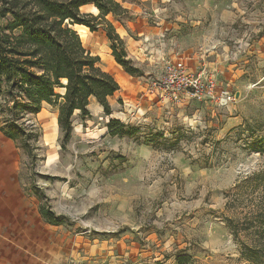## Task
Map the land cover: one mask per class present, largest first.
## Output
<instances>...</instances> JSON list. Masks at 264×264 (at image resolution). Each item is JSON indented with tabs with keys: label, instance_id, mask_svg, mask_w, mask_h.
Instances as JSON below:
<instances>
[{
	"label": "rangeland",
	"instance_id": "obj_1",
	"mask_svg": "<svg viewBox=\"0 0 264 264\" xmlns=\"http://www.w3.org/2000/svg\"><path fill=\"white\" fill-rule=\"evenodd\" d=\"M166 1L137 4L148 13L172 11L165 42L174 41L176 57L218 52V89L230 91L232 102L173 107L145 97L141 77L153 73L145 60L124 87L129 95L110 99V115L72 117L64 148L55 107L43 103L27 114L40 137L33 159L13 142L31 214L12 227V264H90V245L116 264H257L253 255L264 257V0ZM83 45L104 62L111 55L105 32ZM111 119L137 131L110 136ZM156 133L166 142L151 145ZM41 208L61 223H46Z\"/></svg>",
	"mask_w": 264,
	"mask_h": 264
},
{
	"label": "trees",
	"instance_id": "obj_2",
	"mask_svg": "<svg viewBox=\"0 0 264 264\" xmlns=\"http://www.w3.org/2000/svg\"><path fill=\"white\" fill-rule=\"evenodd\" d=\"M84 6L95 7L97 13L81 12ZM107 16L120 22L129 11L115 0H0V132L19 142L30 159L40 131L26 115L37 114L43 103L57 109L62 148L71 138L73 113L89 116L90 98L105 115L111 114L108 98L119 85L99 67V58L83 47L75 25L105 32L116 64L129 76L140 75ZM107 129L110 136H133L137 131L125 129L116 119L108 122ZM160 140L166 142L163 134L156 133L148 141L157 146ZM39 215L48 224L61 223L49 210L41 208ZM253 259L264 264V257L253 255Z\"/></svg>",
	"mask_w": 264,
	"mask_h": 264
},
{
	"label": "crops",
	"instance_id": "obj_3",
	"mask_svg": "<svg viewBox=\"0 0 264 264\" xmlns=\"http://www.w3.org/2000/svg\"><path fill=\"white\" fill-rule=\"evenodd\" d=\"M115 1L120 3L123 8L127 9L131 17L125 24H120L119 21L114 20L111 16H107L106 19L111 23L115 22L118 24V26H115L114 24L112 25L124 43L127 58H129L136 66H138L136 68L139 69L140 73L143 72V69H141L139 66L145 60H148L152 66L151 72L153 73H143L141 77L142 79L145 76H153L162 72L163 65L162 62H160V59L182 60L191 69L206 67L210 71L214 72L219 88V72L222 71V65L219 64L221 62L218 52L215 50L210 51V47L207 50L201 49V51H195L194 49V51L191 53L176 57V44L174 41L170 40L165 42L166 36H169V33H171L173 30L170 23L166 21V18L170 17L172 14L171 10L164 9L157 10V12L155 10L154 12L157 13L158 20L153 22L143 14V10L145 9L141 10L140 6L137 4L141 1L150 0ZM151 1L152 2H150V5L154 3V0ZM73 30L79 35L82 44L85 43L87 45L90 43V40L94 35L103 32L102 30L90 32L86 27L78 25H75ZM99 37L102 39L103 35L101 34ZM144 38L148 39L149 41L145 43ZM87 51L90 52L92 56L99 58V67L104 72L115 77V80L119 85V90L108 98L109 106L112 107L110 104L111 98H115L118 95H122L124 93L125 95H129L126 91H124V87H126V84L132 83L133 77L126 74L124 70L118 64H116L114 58L111 55H109L104 62L101 59L98 50L89 48ZM233 55H231L232 59H234ZM87 110L89 111L90 116L99 115L101 112H103V108L94 98L89 99ZM53 115L55 118L57 117V110ZM78 115L79 111H75L73 113V116ZM0 142L3 143V146L0 148V264H12L13 262L11 261L9 255V235L11 232H13L12 227L15 223H17V220L23 224L25 223L26 215L31 214V208L29 207L28 212H26V205H30V202L24 199V193L17 180L16 151L13 141L6 138L0 132ZM88 250L93 255H96V259L90 264H116L107 261L106 252H102L101 250L97 249L96 245H90ZM34 263L38 264L37 262Z\"/></svg>",
	"mask_w": 264,
	"mask_h": 264
},
{
	"label": "built area",
	"instance_id": "obj_4",
	"mask_svg": "<svg viewBox=\"0 0 264 264\" xmlns=\"http://www.w3.org/2000/svg\"><path fill=\"white\" fill-rule=\"evenodd\" d=\"M143 14L153 22L158 20L156 12L144 11ZM148 41L144 38L145 43ZM160 62L163 65L161 73L143 78L145 97L155 98L173 107H179L186 102H208L226 107L232 102L231 92L226 89L219 90L214 72L206 67L191 69L182 60L160 59Z\"/></svg>",
	"mask_w": 264,
	"mask_h": 264
},
{
	"label": "bare ground",
	"instance_id": "obj_5",
	"mask_svg": "<svg viewBox=\"0 0 264 264\" xmlns=\"http://www.w3.org/2000/svg\"><path fill=\"white\" fill-rule=\"evenodd\" d=\"M86 7H88V8L90 9V12H91V13H95V12H97V10L95 9V7H93V6H84V7H81L80 10H82V9H84V8H86Z\"/></svg>",
	"mask_w": 264,
	"mask_h": 264
}]
</instances>
